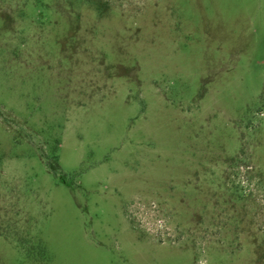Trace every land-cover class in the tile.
I'll list each match as a JSON object with an SVG mask.
<instances>
[{
  "label": "rangeland",
  "instance_id": "rangeland-1",
  "mask_svg": "<svg viewBox=\"0 0 264 264\" xmlns=\"http://www.w3.org/2000/svg\"><path fill=\"white\" fill-rule=\"evenodd\" d=\"M0 264H264V0H0Z\"/></svg>",
  "mask_w": 264,
  "mask_h": 264
}]
</instances>
